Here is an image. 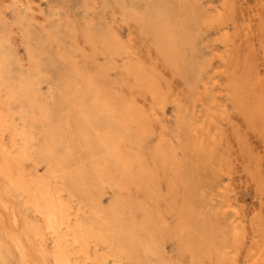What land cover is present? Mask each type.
<instances>
[{"label":"bare ground","instance_id":"bare-ground-1","mask_svg":"<svg viewBox=\"0 0 264 264\" xmlns=\"http://www.w3.org/2000/svg\"><path fill=\"white\" fill-rule=\"evenodd\" d=\"M70 1L0 5V264H238L248 227L221 197L223 125L246 154L242 132L264 129V6L261 66L230 0L211 12L206 0H103L115 23L149 37L150 62L101 27L107 14L71 19ZM169 105L176 144L162 124ZM250 226L245 264H264V221Z\"/></svg>","mask_w":264,"mask_h":264},{"label":"rangeland","instance_id":"rangeland-1","mask_svg":"<svg viewBox=\"0 0 264 264\" xmlns=\"http://www.w3.org/2000/svg\"><path fill=\"white\" fill-rule=\"evenodd\" d=\"M0 1H2V2H0V3H2L0 5L6 6V4H8V2L10 0L9 1L0 0ZM3 1H4V3H3ZM6 1H7V3H6ZM88 1H89L90 6L93 5L91 3V1H93L95 3L93 5L94 9L92 10V12L87 11L88 4L86 5L85 3H83V0H71L70 1V3H73L72 4L73 9L70 10L71 19L77 18L80 21V20H83L84 18L89 19L90 17H93L95 19V21H99V18H101V20H102V19H104V15L107 14L106 15V17L108 18V19L106 18L107 22H103V24H102V22H100L101 27L103 26V28L112 29L113 31H117L116 29L119 28V31L121 33L120 34L121 38L124 36L123 39L125 41H127L129 38L133 39L134 51L136 54H138L139 57H141L145 61L147 58V62H150L152 59L155 58V54H154L155 52H153L154 50L151 46V42L149 41V37L146 38V36L142 35L139 32V30L136 29V27L135 28L133 27L134 26L133 24H129L130 25V28H129L128 27L129 25L126 26V24H124L122 22L115 23L113 21L112 15L110 14L113 11V7L111 6L112 3L108 4L112 8H110V7L107 8V12L105 13L104 8H103V2H102L103 0H88ZM122 1L125 2L127 5L130 4V0H122ZM230 1H231L232 5L234 6L236 12H237V15H238L237 18L240 17L239 19L241 21H239L238 25L243 26L245 28L248 26V23L250 25L251 34L249 35L250 41L247 42V49H249V51L252 52V54H253L252 57H253L254 61H257V64H259L261 62L263 63V61L260 60L263 58L262 52H260L261 48H260V43H259L261 40V35L259 37V34H257L258 33L257 32V26L261 27L262 22L259 19L255 20L256 19L255 14L259 8L261 9L264 6V0H258V1L257 0H230ZM52 2H54V1H52ZM258 3H259V8H257ZM212 5H219V2L216 0H206V2L203 3L204 7L203 6L202 7H203L204 11L211 12L212 11L211 10ZM260 5H262V6H260ZM251 8H253V9H251ZM250 9H251V12L247 11ZM244 10L246 13L245 16H243ZM80 11H81V13H80ZM252 12H254V14H252V16L254 15L253 18L251 17ZM249 13H250V15H249ZM82 14H83V16H82ZM249 16L251 17V19H249L250 18ZM9 17L10 16L7 13V19L11 20V17L10 18ZM81 18H83V19H81ZM242 19L245 20L246 22L243 21ZM263 20H264V17H263ZM252 25H253V28L251 27ZM79 26L83 27V25H79ZM120 26H122V27H120ZM113 27H115V28H113ZM254 27L256 29H254ZM253 30H254V32H253ZM132 31H134V33ZM245 32H247V31L245 30ZM255 33H256L255 37L257 39L256 38L253 39V37H254L253 34H255ZM216 39H217V36L214 33H211V32L208 33V36H207L208 46L212 47L213 45H216ZM213 42H215V43H213ZM217 48L219 49L218 46L216 47V49ZM255 49L257 51H255ZM150 52L153 55H151ZM19 53L22 54L21 51ZM206 55L207 56L203 57V59H206V57L208 58L209 53H206ZM258 56L260 57V59ZM99 60H100V62H103L101 59H99ZM78 63H79V67L83 66L82 62L79 59H78ZM262 63L259 65L262 66ZM90 65H91V67L94 68V66L96 64H95V62L94 63L91 62ZM260 69L263 71V67H261ZM113 78H114V76H112V78H110V79H113ZM178 80L179 79H175V80L173 79V82H174L173 85H174V88L176 91L181 92L183 89L184 90L186 89V86L182 80H179V81ZM228 104H229L228 107H229L230 114H231V113H233V110H231L230 101H228ZM166 111H167V114L165 115V117L162 118V124L165 126L167 139H169L170 141H172L173 143L176 144L177 143V136H178V128H177L178 125L176 123L175 114L173 112L172 106L171 105L167 106ZM233 116H235V115H232V117ZM232 122H233V120H232ZM233 124H234V122H233ZM224 125H223V130L225 131L226 138H225L223 151L225 152V155L227 158L226 161H227L228 165H227L225 172L223 174H221L220 178H219L220 185L224 189L223 192L221 193V197L225 201L226 200L232 201V203H234V205L238 208L239 213L242 210L240 216H241V218H243V220L245 219V222L247 221L245 223V228L246 227H248V228L244 229V232H243L244 236L242 239V247H241V250L244 254L241 256V254H242V252H241V254L239 255L240 259L238 260V264H245L249 260V258H247V253L251 249H253V246H252L251 241H250L251 237L253 235V232H252V229L250 226V222L252 219H254V217H258V216H259L260 220L264 221V209H263L264 208V195H263L264 194V181H263L264 180V178H263L264 177V139H263L264 138L263 137L264 129L261 132H253V131L246 130L247 134H244V131L242 132L244 135V139L242 137L241 138H242L244 144L247 146V151H248L246 154V151L243 150L244 149L243 143H241V141H239L237 139V137L235 136V132L233 133V131L231 130L232 128H229L230 127L229 125H232V124H229L228 121H225ZM246 131H245V133H246ZM249 155L252 157L253 165L256 167V171H257V174L259 176V180L261 182L260 186L257 184V182H254L250 176H248L246 168L248 166L247 161L249 159ZM241 163H243V165ZM232 164H233V166H232ZM229 176L232 177L233 179L230 178ZM234 186H236V187L238 186V187L236 188ZM257 189H258V191H257ZM262 199H263V201H262ZM222 204L223 203L220 204V200L216 201V204H214L216 210H218V208H220L219 206ZM237 204H239V205H237ZM262 209H263V211H262ZM201 211H203V208L201 209ZM247 212H248V215H247ZM220 215H222L225 218V219L222 218L224 220L223 225H225L229 229L232 226V216L233 215L232 214H224L223 215L222 213ZM246 236H247V238H246ZM248 237H249V240L247 241ZM166 250H167V252H172V254L175 255V253H173L172 247L169 244H167ZM239 261H241V262H239Z\"/></svg>","mask_w":264,"mask_h":264}]
</instances>
